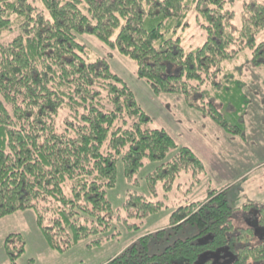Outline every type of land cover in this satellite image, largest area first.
Listing matches in <instances>:
<instances>
[{
    "label": "trees",
    "instance_id": "16d2710c",
    "mask_svg": "<svg viewBox=\"0 0 264 264\" xmlns=\"http://www.w3.org/2000/svg\"><path fill=\"white\" fill-rule=\"evenodd\" d=\"M235 8L236 0H0V220L32 210L51 250L96 237L89 247L97 246L115 236L107 235L115 215L107 193L116 186L118 162L127 181L146 162L158 164L147 176L150 198L158 185L171 192L182 174L202 179L196 155L151 128L124 81L103 59L89 61L77 36H94L133 61L154 95L179 96L244 138L237 122L243 95L229 113L230 88L242 82L232 77L223 85L220 76L225 63L246 52L252 67H264V40L256 42L264 0ZM189 12L204 41L185 51L179 32ZM237 14L241 24L233 28ZM161 209L137 194L123 203L127 217ZM233 213L224 192L210 190L104 264H264V242L251 246L253 231L235 229ZM24 246L20 235L5 239L9 264H17Z\"/></svg>",
    "mask_w": 264,
    "mask_h": 264
},
{
    "label": "rangeland",
    "instance_id": "374dc122",
    "mask_svg": "<svg viewBox=\"0 0 264 264\" xmlns=\"http://www.w3.org/2000/svg\"><path fill=\"white\" fill-rule=\"evenodd\" d=\"M249 1L253 0H236V8ZM187 24L185 30L180 31L179 34L184 50L190 51L202 45L204 36L200 23L195 21L193 12H189ZM240 24L237 14L233 28L240 27ZM263 40L264 32L256 37L257 43ZM77 41L84 46L89 61L103 59L111 71L124 81L133 93L136 103L151 119V128L170 131L175 143L187 145L203 160L205 172L208 174H205L206 176L202 179L182 174L176 180L171 192H165L162 185H158L157 196L150 198L147 190V176L158 164L146 162L133 180L127 181L122 164L118 162L116 186L107 193V198L115 212L111 230L107 235H115L113 238L92 247H89V244L97 237L89 238L76 243L64 252H56L48 247L36 225L35 212L32 210L18 212L0 220V264H9L4 242L8 236L16 234L22 237L25 244L24 253L17 260V264H104L146 233L166 227L170 214L178 207L201 202L208 190L222 188L227 183H234V186L226 193L229 205L234 209L231 218L234 228L253 231L251 246L263 243L264 225L259 223L258 212L260 206L250 201L256 199L264 201V195L258 198L254 191L245 190L244 187L250 182L255 183L264 175V167L251 170L264 158V150L258 153L255 147L259 140L264 142V67H252L248 61L249 52L244 53L236 62L224 64V71L220 76L222 84H227L232 77H241L235 74L238 70L243 74L242 77L247 86L249 83L252 85V88H249L251 95L258 99V103L254 106V101L250 102L246 115L241 121H237L240 125L243 123L244 138L226 133L229 139H224L216 134H210L209 132L217 131L220 127L208 117L188 108L182 98L174 95H154L150 86L137 76L133 61L121 56L118 52L110 51L94 36L79 35ZM233 70L236 72L229 74ZM175 100L181 101L175 102ZM186 124L190 125L188 133L183 128ZM204 133L210 135L212 144L205 139L207 135ZM262 145L264 143L260 145L261 149ZM135 194L147 197L150 202L160 203L161 211L144 218L127 217L123 211V203L127 197ZM128 226H136L137 229L134 227L129 229ZM107 235L102 234L98 238Z\"/></svg>",
    "mask_w": 264,
    "mask_h": 264
},
{
    "label": "crops",
    "instance_id": "0c3cea01",
    "mask_svg": "<svg viewBox=\"0 0 264 264\" xmlns=\"http://www.w3.org/2000/svg\"><path fill=\"white\" fill-rule=\"evenodd\" d=\"M232 72H236V70H233ZM244 73H245V71H244ZM236 75H240L241 77H234V78H236V79H238V80H240L241 82H242V86L240 85V86H231V94H230V96H229V102H230V105H231V109L229 110V113L231 112V110H233V107H232V105H238L239 104V101H240V95H243L244 96V98H245V100L247 101L245 104H244V106H243V114H242V118H243V116L244 115H246V113H247V110H248V108H249V104H250V102H253L254 101V103H253V106H254V104H256V103H258V99H257V97L256 96H254V95H251V93L249 92V90H251V89H249V88H252V85L249 83V85L247 86V84L244 82V77H242V73H239L238 72V70H237V72L235 73ZM247 91H248V93H247ZM177 97H179V96H177ZM181 98V97H180ZM256 98V99H255ZM176 101H181V100H175V102ZM181 103V102H180ZM186 105V104H185ZM218 108H220V106H218ZM195 111V110H194ZM197 112V111H196ZM199 113V112H198ZM189 126L190 125H188V124H186V125H183V128L184 129H186V130H184L186 133H188V131H189ZM165 130V129H164ZM169 134H170V136L173 138V136L171 135L172 133L170 132V131H168V130H166ZM210 134H213V135H217V136H220V137H222V138H224V139H229V138H227V137H229L223 130H221L220 128H218V130L217 131H213V132H209ZM205 134V133H204ZM205 135H207V134H205ZM231 136V135H230ZM216 137V136H215ZM174 139V138H173ZM206 140H208V142L209 143H211L212 144V142H211V137H210V135H207V138H205ZM205 140V141H206ZM262 143H264L263 142V140H259L258 141V143L255 145V147H257V151H258V153L260 152V151H263L264 150V145H262L263 147H262V149L260 148V145L262 144ZM177 145L179 144V143H176ZM203 145H205V144H203ZM209 145V144H208ZM178 146H182V147H188L187 145H185V144H181V145H178ZM189 148V147H188ZM190 149V148H189ZM191 150V149H190ZM193 152V151H192ZM194 154H195V152H193ZM196 155V154H195ZM196 157L202 162V164L204 165V163H203V160H201V158L200 157H198L197 155H196ZM262 167H264V158L259 162V163H257V165L255 166V167H252V169L251 170H254V169H257V168H259V169H261ZM204 169H205V165H204ZM205 174H208V172H205ZM263 174H264V172H263ZM220 176H221V174H219ZM206 176V175H205ZM204 176V177H205ZM237 180H239V179H237ZM210 186V185H209ZM208 186V187H209ZM234 186V183H231V184H228L227 183V185L226 186H224V187H219V188H221V189H219V188H217V189H213V190H211V191H216V192H218V193H220V192H224V195H225V197H226V199L228 200V198H227V195H226V193H227V191H229L232 187ZM244 189L246 190V189H249V190H251V192H253L254 191V193L258 196V198L261 196V195H264V175H262L261 177H259L257 180H256V182L254 183H248L245 187H244ZM210 190H208V191H210ZM233 199V198H232ZM235 200L237 199V198H234ZM256 200H258V201H256ZM256 200H254V201H250V203H256V204H263L264 203V201L263 200H259V199H256ZM229 202V201H228Z\"/></svg>",
    "mask_w": 264,
    "mask_h": 264
}]
</instances>
